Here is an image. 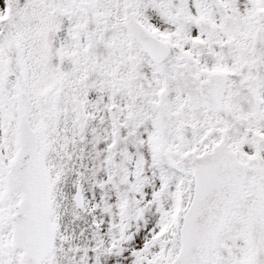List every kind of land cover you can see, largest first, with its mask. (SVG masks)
<instances>
[{
	"label": "snow or ice",
	"instance_id": "snow-or-ice-1",
	"mask_svg": "<svg viewBox=\"0 0 264 264\" xmlns=\"http://www.w3.org/2000/svg\"><path fill=\"white\" fill-rule=\"evenodd\" d=\"M0 264H264V0H0Z\"/></svg>",
	"mask_w": 264,
	"mask_h": 264
}]
</instances>
